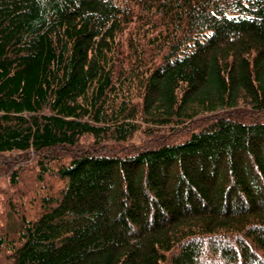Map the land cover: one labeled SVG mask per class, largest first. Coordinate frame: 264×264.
I'll return each mask as SVG.
<instances>
[{
    "label": "trees",
    "instance_id": "16d2710c",
    "mask_svg": "<svg viewBox=\"0 0 264 264\" xmlns=\"http://www.w3.org/2000/svg\"><path fill=\"white\" fill-rule=\"evenodd\" d=\"M2 163L0 264H264V0H0Z\"/></svg>",
    "mask_w": 264,
    "mask_h": 264
},
{
    "label": "rangeland",
    "instance_id": "374dc122",
    "mask_svg": "<svg viewBox=\"0 0 264 264\" xmlns=\"http://www.w3.org/2000/svg\"><path fill=\"white\" fill-rule=\"evenodd\" d=\"M12 161H15V159H12ZM10 162V161H9ZM9 163H2L1 165H0V169H2V170H5V167H7V165H8ZM14 166V165H13ZM25 166H27V167H31V166H33V165H30L29 163H27ZM31 170H29L26 174H29V175H31ZM5 185H6V181H5V179H4V177H1L0 178V190L1 189H3V188H5ZM25 191H33V193H34V189H31V188H26V189H24ZM28 193V192H27ZM32 193V194H33ZM32 194H29L28 193V195L25 197V204H30V198H31V196H32ZM34 195V194H33ZM31 210H34L35 209V207H31L30 208Z\"/></svg>",
    "mask_w": 264,
    "mask_h": 264
}]
</instances>
